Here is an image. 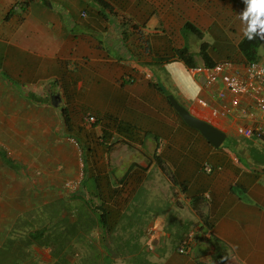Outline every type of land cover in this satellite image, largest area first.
<instances>
[{
    "label": "crops",
    "instance_id": "crops-1",
    "mask_svg": "<svg viewBox=\"0 0 264 264\" xmlns=\"http://www.w3.org/2000/svg\"><path fill=\"white\" fill-rule=\"evenodd\" d=\"M245 7L244 0H0V250L11 233L22 232L26 209H36L33 192L74 173L70 118L82 105L65 95L85 96L86 104L96 80L104 97L97 107H85L99 116V162L84 161V173L113 171L131 181L146 174L148 235L141 238L147 246L138 251L136 230L114 235L128 242L125 249L121 245L128 257L122 264H264V145L237 131L242 123L264 126V114L213 115L198 103L210 98L208 91L176 54L187 46L195 66L225 60L210 51L224 32L234 60L246 61L239 47ZM187 22L202 36L185 29ZM256 58L264 63V40ZM54 93L62 99L58 107L51 103ZM169 95L223 130V143L214 147L194 132L169 109ZM162 140L164 147L156 150ZM190 144L199 154L191 167L185 152ZM205 162L213 165L210 173L202 168ZM103 181L105 189L110 186ZM137 193L130 206H138ZM116 202L100 201L110 217L124 213ZM120 221L106 219L104 228L98 222L100 241H86L85 254L101 247L106 253V230L115 232ZM192 229L201 234L192 254H179L177 244ZM28 233L22 234H34Z\"/></svg>",
    "mask_w": 264,
    "mask_h": 264
},
{
    "label": "rangeland",
    "instance_id": "rangeland-1",
    "mask_svg": "<svg viewBox=\"0 0 264 264\" xmlns=\"http://www.w3.org/2000/svg\"><path fill=\"white\" fill-rule=\"evenodd\" d=\"M15 3L17 4V1H15ZM220 33L221 34L211 42L213 45L210 51L215 57H227L226 59L234 60L235 58L232 56L233 49L229 46L226 34L224 32ZM24 84L27 86L28 82ZM103 91H105V89L103 90L100 84L95 80V84L90 87L89 93L86 95V104L81 103L82 98L85 96L76 94L65 95L67 102H72L71 104L74 103L75 106L79 104L82 105L78 109V113L76 111L74 114L77 115V117L75 119L70 118L74 121L71 124L74 125L73 131L75 133L73 138L69 139L75 151L72 160L74 173L61 176L50 189L43 188L42 190L33 192L34 195L32 198L35 199H33L32 202H36V209H26V214L23 213L25 214L26 223L25 220L24 224L22 221H19V223L23 224L19 226V228L23 226L22 232L18 235L16 232L11 233L10 239L4 242L2 246L4 251H0L5 260L0 261V264H105L104 256L107 253L108 255L106 257L109 264H122L128 260V257L124 255L125 253H123L124 251L121 245H123L125 249L126 246H128V242L114 237V235L116 236L120 231L126 232L128 230H136L138 236V251H140L142 246H147V239L141 238L144 237V233L148 235L146 224V211L148 210V205L146 199V183L144 179L146 174L141 172L139 175L134 176V179H136L135 181L134 179L131 181L129 178L131 176L126 175L125 177H120L119 174L116 175L113 171L107 176L87 175L84 173V161H87V164L90 166L91 164L96 165L97 162H99L96 157L99 147L97 142L99 116L97 113L94 114L91 110H87L85 106L97 107L98 103L102 100L101 96L104 97ZM169 106V109L171 108V111L175 112L174 107L171 104ZM88 115H92L94 121L89 120ZM192 130L201 134L197 129ZM190 137V135L187 136V138ZM162 141L163 144H160V142L157 143L156 150H161L162 147H164L165 142L164 140ZM224 143L227 144V140ZM114 145L115 143H111L109 146L113 147ZM185 152L191 167L190 161L192 159L194 163L197 160L199 156L198 150H194L193 144H190L189 147L185 149ZM196 166H198V163L195 164V167ZM83 177L87 179V187L86 184L82 182ZM97 177L100 178V183L102 184L100 193L97 190L98 185L96 189L90 186L93 180L96 182L98 181ZM104 177L108 179L110 185L106 187V189L103 187V184H105V181H103ZM171 178H173L172 175ZM135 189L138 191L136 198L139 199L138 206L136 207L133 205V202L132 206L129 205L131 201L130 198L135 193ZM103 199L107 201L116 200V206L119 210L118 213H120V210L124 211V213L114 214L116 215L114 217H110L113 215L109 216V214H107L109 212L106 213V219L108 220L111 218H117V221L121 220L115 232L109 233V229H107L106 237L103 236V239L105 237L104 241L107 247L106 253L104 248L101 247L100 250L93 254H85L84 248L85 246L87 247L88 244L86 241L89 240L92 244L95 241H100V237H98L96 232V227L99 222V211L105 210L103 203H100ZM100 208H102V210ZM117 209H113L112 211H116ZM107 223L108 222H106V225ZM23 231L27 233L34 232V234L33 236H29V233L24 235L22 234L24 233ZM190 231H188L187 234ZM94 235L96 237L95 239H93ZM103 239H101V241ZM94 246L97 248V245ZM36 249L38 250L36 252L37 256L35 257V261L33 260V254ZM139 258V261L145 260L146 254L139 255Z\"/></svg>",
    "mask_w": 264,
    "mask_h": 264
},
{
    "label": "built area",
    "instance_id": "built-area-1",
    "mask_svg": "<svg viewBox=\"0 0 264 264\" xmlns=\"http://www.w3.org/2000/svg\"><path fill=\"white\" fill-rule=\"evenodd\" d=\"M191 72L210 96L209 99L199 98L198 103L210 108L213 115L253 118L255 113L264 114V63L258 60L225 59L211 65L193 66ZM88 119L94 121L92 115H88ZM237 131L246 139H254L264 145V126L260 122L239 124ZM202 168L210 173L213 165L205 162ZM200 235L196 230L190 231L177 244V252L192 254Z\"/></svg>",
    "mask_w": 264,
    "mask_h": 264
},
{
    "label": "water",
    "instance_id": "water-1",
    "mask_svg": "<svg viewBox=\"0 0 264 264\" xmlns=\"http://www.w3.org/2000/svg\"><path fill=\"white\" fill-rule=\"evenodd\" d=\"M174 109L178 112L184 122L197 129L214 147H219L226 138V133L212 125L208 121L193 115L185 106L181 105L172 95L168 96ZM51 103L53 106H60L62 99L59 93L51 95Z\"/></svg>",
    "mask_w": 264,
    "mask_h": 264
},
{
    "label": "trees",
    "instance_id": "trees-1",
    "mask_svg": "<svg viewBox=\"0 0 264 264\" xmlns=\"http://www.w3.org/2000/svg\"><path fill=\"white\" fill-rule=\"evenodd\" d=\"M184 28L188 29V28H191L192 31H194L199 37L202 36V32L196 28L193 24L187 22L184 26ZM259 37H257L256 39H253V40H248L246 37L243 38V40L239 43V47L240 49L243 51L246 59L249 61V60H257L256 58V49H257V46L259 44ZM206 47H207V44L206 43H202L201 44V52H202V55L205 59V57L207 58V56L205 55V51H206ZM176 54L177 56L185 62V64L187 66H195V62L193 61V58L189 52V48L187 46L183 47V48H180V49H176ZM208 63V62H207ZM212 63H209V65H211ZM160 88V87H159ZM167 101L169 102V104H171L170 100L167 99ZM172 105V104H171ZM173 106V105H172ZM176 111V110H175ZM176 113L178 114V112L176 111ZM179 115V114H178ZM179 117L181 118V116L179 115ZM182 119V118H181ZM183 120V119H182ZM184 122V120H183ZM185 123V122H184ZM186 124V123H185ZM82 182L84 184H86V187L88 186V182H87V179L85 177H83V180ZM90 186L91 187H94L96 189V186H97V182L95 180H93L91 183H90ZM102 210V208H100ZM98 221L100 223V225L104 228L106 226V212H104L103 210L100 212L99 211V214H98ZM222 249V247H218V250L220 251Z\"/></svg>",
    "mask_w": 264,
    "mask_h": 264
},
{
    "label": "clouds",
    "instance_id": "clouds-1",
    "mask_svg": "<svg viewBox=\"0 0 264 264\" xmlns=\"http://www.w3.org/2000/svg\"><path fill=\"white\" fill-rule=\"evenodd\" d=\"M245 9L240 13L243 35L248 40H264V0H244Z\"/></svg>",
    "mask_w": 264,
    "mask_h": 264
}]
</instances>
